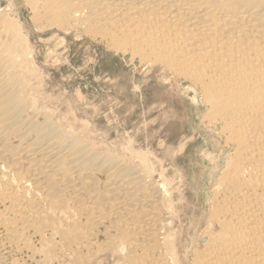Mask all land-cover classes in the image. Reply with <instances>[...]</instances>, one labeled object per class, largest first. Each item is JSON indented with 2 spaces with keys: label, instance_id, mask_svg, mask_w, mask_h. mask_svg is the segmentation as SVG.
<instances>
[{
  "label": "bare ground",
  "instance_id": "6f19581e",
  "mask_svg": "<svg viewBox=\"0 0 264 264\" xmlns=\"http://www.w3.org/2000/svg\"><path fill=\"white\" fill-rule=\"evenodd\" d=\"M2 1L1 248L48 262L67 249L83 264L93 246H123L128 264H178L183 191L170 183L182 175L170 181L164 162L157 171L132 147L96 144L88 123L62 112L46 91L31 31L14 2ZM23 2L39 33L85 34L196 87L199 125L213 144L200 150L211 186L201 246L183 248L191 264H264V0ZM99 228L106 240L95 244Z\"/></svg>",
  "mask_w": 264,
  "mask_h": 264
},
{
  "label": "rangeland",
  "instance_id": "374dc122",
  "mask_svg": "<svg viewBox=\"0 0 264 264\" xmlns=\"http://www.w3.org/2000/svg\"><path fill=\"white\" fill-rule=\"evenodd\" d=\"M8 1L3 0L2 4ZM12 1L31 31L46 91L59 101L62 112L75 116L80 127L81 123H88L96 144H104L116 153L132 147L136 155L150 158L157 171L159 163L164 162L170 181L176 174L182 175L181 181L174 178L170 183L175 184L172 188L179 186L183 191V198L177 203L179 217L174 223L177 235L173 234L177 237L178 264H191V255L187 256L185 249L191 244L201 246V241L197 245L196 242L205 224V204L211 186L212 168L202 161L200 150L213 147L205 136L207 129L199 125L202 103L196 87L172 77L163 68L148 67L131 60L129 55L111 51L85 34L39 33L30 23V12L23 0ZM183 141L187 144L181 150ZM102 231L99 228L94 236L95 244L106 240ZM1 247L0 264H10L13 258L21 264H77L67 249L50 256L48 262L40 253L10 254ZM93 248L89 254L94 258L83 264H128L123 246L115 253L108 249L96 252Z\"/></svg>",
  "mask_w": 264,
  "mask_h": 264
}]
</instances>
